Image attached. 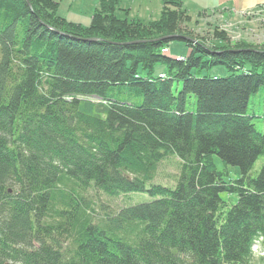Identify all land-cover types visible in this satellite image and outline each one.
<instances>
[{"label":"trees","instance_id":"16d2710c","mask_svg":"<svg viewBox=\"0 0 264 264\" xmlns=\"http://www.w3.org/2000/svg\"><path fill=\"white\" fill-rule=\"evenodd\" d=\"M58 9L0 0V264H264V116L248 113L264 45L210 46L180 29V0L147 23L117 0L87 27ZM215 67L228 75H202ZM88 99L105 118L80 112Z\"/></svg>","mask_w":264,"mask_h":264},{"label":"rangeland","instance_id":"374dc122","mask_svg":"<svg viewBox=\"0 0 264 264\" xmlns=\"http://www.w3.org/2000/svg\"><path fill=\"white\" fill-rule=\"evenodd\" d=\"M57 3L58 1L55 0ZM163 0H129L128 5L129 19H138L144 23L159 20L161 15ZM182 9L187 12L188 19L183 18L180 22V29L191 32L198 38H203L210 46L220 42L219 33L224 32L229 45L238 42H246L253 45H264V0H180ZM59 4V3H58ZM61 7V9H60ZM58 9V14L66 21L87 27L92 21L93 14L98 9L97 0H62V4ZM121 7V6H119ZM94 12V13H93ZM93 13V14H92ZM118 13V12H117ZM92 15V16H91ZM120 16V15H119ZM124 16V15H123ZM82 18H88L86 23L82 22ZM247 22L246 25L242 22ZM241 23V24H240ZM219 31V32H218ZM222 44H224L222 42ZM170 57H185L189 53L183 42H172L169 44ZM202 75L210 77L223 78L228 75L224 67H215L209 71H204ZM188 109H193L192 105H188ZM80 112L96 118H105L108 107L106 104L96 99L83 100L79 103ZM248 113H254L257 116H264V95L260 91L252 96ZM262 120L255 121L259 130L264 129ZM264 157H260L252 170V175L259 171L263 164ZM214 163L218 171H225L229 175V180H235L240 176L238 167L224 166L222 162L214 157ZM177 161L173 160L166 163L162 168L161 179L167 181L171 176L176 175ZM166 185L164 183H161ZM94 196V193H92ZM96 199H100L105 203H109L114 209L120 207L124 200L121 198L112 199L99 193ZM223 200L230 199L231 202L235 198L222 195ZM146 194H131L125 198L126 206L135 205L148 201ZM99 202L96 203L98 205Z\"/></svg>","mask_w":264,"mask_h":264},{"label":"crops","instance_id":"0c3cea01","mask_svg":"<svg viewBox=\"0 0 264 264\" xmlns=\"http://www.w3.org/2000/svg\"><path fill=\"white\" fill-rule=\"evenodd\" d=\"M57 1H58V3H59V7H60L61 4H62V0H57ZM117 1L119 2V6H121V7H120L121 9H124V10H128V9H129V8H128V5L126 4L129 0H117ZM97 2H98V4H99L100 0H97ZM60 9H61V7H60ZM161 9H162V8H161ZM93 13H94V12H93ZM93 13H92V14H93ZM91 16H92V15H91ZM120 16H121V17L123 16L122 13H120ZM66 18L69 19V21H70V20H73V19L68 18V17H66ZM66 18H65V19H66ZM82 19H83L82 22H78V21H77V22H74V23H78V24L81 23L82 25H84L83 23H86V25H87V23H89V22H88V18H86V19H85V18H82ZM246 23H247V22H245V21L242 22V24H244V25H246ZM240 24H241V23H240ZM179 57H180V56H179Z\"/></svg>","mask_w":264,"mask_h":264},{"label":"built area","instance_id":"2783aa9c","mask_svg":"<svg viewBox=\"0 0 264 264\" xmlns=\"http://www.w3.org/2000/svg\"><path fill=\"white\" fill-rule=\"evenodd\" d=\"M162 75H160V77H161Z\"/></svg>","mask_w":264,"mask_h":264}]
</instances>
